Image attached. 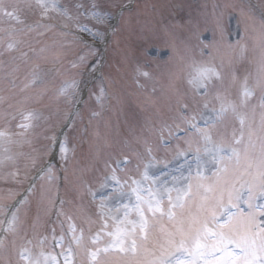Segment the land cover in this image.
<instances>
[{
  "label": "snow or ice",
  "instance_id": "6c2138e0",
  "mask_svg": "<svg viewBox=\"0 0 264 264\" xmlns=\"http://www.w3.org/2000/svg\"><path fill=\"white\" fill-rule=\"evenodd\" d=\"M72 7L75 15L60 0H0V93H6L0 94V181L30 183L18 200L12 190L0 195V264H264V20L255 76L241 77L231 60L226 70L212 54L216 42L197 35V45L180 57L182 75L172 76L175 115L153 127L160 143L137 138L142 151L127 144V151L111 144L106 153L97 150L102 167L92 181H80L91 207H70L51 186L60 172L68 179L75 148L55 133L34 147L50 117L32 105L47 95L57 71L43 66L50 47L37 45L58 23L64 35L70 21L95 39L116 30L95 0L90 10L81 12L83 3ZM81 16L103 31L81 23ZM216 24L222 40L220 17ZM243 39L228 45L240 59L248 48ZM81 66H89L87 57L72 64ZM135 73L152 78L139 65ZM82 93L75 77L56 90L67 106L60 114L65 123L79 114L73 109L84 102ZM105 96L100 88L101 107ZM36 180L49 185H41V210L49 221L55 216L50 225L41 224L40 212L29 224L20 207Z\"/></svg>",
  "mask_w": 264,
  "mask_h": 264
},
{
  "label": "rangeland",
  "instance_id": "374dc122",
  "mask_svg": "<svg viewBox=\"0 0 264 264\" xmlns=\"http://www.w3.org/2000/svg\"><path fill=\"white\" fill-rule=\"evenodd\" d=\"M155 1L159 0L151 2ZM12 2L13 0H5L6 4H10ZM60 2L62 5L69 7L73 15H75V8L72 7L74 4L83 3L85 7L80 10L83 12L85 10H90L89 6L91 0H60ZM95 2L99 5L98 10L110 13L113 17L117 13L116 9L125 3L127 4L128 2H131V0H95ZM168 2L171 3L170 0H160L159 3H162L166 7V3ZM210 5L211 8H213L211 11L209 10ZM173 6L182 12L178 18V24L180 23L179 25L182 26V28H184L183 30L189 35L188 38L190 42H193V46L190 47L194 48L197 45V35L200 36L201 40L204 42L207 40L206 43L215 41L216 44L212 49V54L216 58L217 62L223 60L226 68L227 62L231 60V68L236 70L241 77L248 74L255 76L257 62L261 52L259 37L261 21L264 20V0H175ZM242 6L245 8H241ZM149 7L143 6L142 8L145 10ZM227 12H230L229 15L232 16L226 17ZM231 12L234 13L231 14ZM233 15H236V17ZM134 17H136L134 18V21H136L139 15H135ZM217 17H220L223 23L224 32L222 40H217L220 39L216 24ZM80 22L88 24L92 27H99L102 31L104 28V26L97 25L94 20L85 19L83 16L80 17ZM111 22L112 19L110 23ZM67 23L68 28L65 31L69 34H62L58 23L57 29H55L56 31L53 30L54 32L48 33V35L42 39L41 44L37 45L38 47L41 45L50 47V52L48 53L49 60L43 63V66L46 67L47 64V66H49V64H53L52 58L56 57L57 62H55V65L59 64L60 68L57 73V80L54 82L50 81L53 78L52 74L50 76V80L47 85L48 97L44 99L45 102L40 103V101L39 103L32 105L33 107L39 108L46 116L50 117L49 121H47L42 128L37 130V138L34 144V147L36 148H40L42 144L47 143V141L43 138L45 134L52 135L55 133L56 136H58L59 132L65 125V119L60 114L67 111V106L64 100L62 98H58L56 95V90L61 86L62 82L75 77L80 81L81 88L84 89L89 82L92 80L98 81V78L100 77H96V72L98 71V66L102 58V56L100 57L99 47L105 41L108 30L104 32L102 39H95L90 34L77 31L73 22L69 21ZM178 27L179 26L175 24H168V26L163 27V32L161 33H159V31L156 32L151 28L145 31L141 28L132 29V32H134V34L132 33V36L135 35V37L138 38H132V41L138 40V42H135L136 46H140L142 48V45L147 46L152 42V44L157 45L167 43L165 45L168 47L163 46L164 49L160 51L151 50V54L157 56L158 58L153 61L154 63L152 65H154V67H152V69L144 66L146 70L151 73L152 78H143V87L141 84L142 77L137 78L135 73L136 67L138 65L142 67V63L140 64L139 61L134 59L136 57H140L141 53L130 52L126 55L125 59L130 62L122 64V69L120 66V73L118 76L121 86H113L115 92V104L112 107L113 110L110 112L112 113V116H114V119L112 120L113 124L109 123L106 126H102V122H100L99 118H95V116L91 119L90 117L92 115L85 118L82 112L75 116V123L71 126V128H69L67 132L68 134L66 135L69 148H75V157L71 161L70 169L67 173L70 179V194L68 195L73 197L75 193L76 195L78 194L77 198L73 200L74 202L70 205V207L81 204L85 208L91 207V204L88 203L91 200V197L88 196L87 198H84L86 188L81 186L80 181L83 179V174H86L88 176L87 179L92 181L95 173L97 172L94 169L102 167V164L98 162L99 157L96 159L98 156L97 150H99L100 153H106L111 150L106 145H112L114 142L121 139L123 135L119 130H117V128L120 126L121 131L125 132L126 124L124 121H126L128 117V129L133 143L137 141V138L152 140V138L157 135L155 131H153L154 124L152 122L157 121L160 125L165 121L171 122L172 117L175 115V111L174 97L170 84L172 83L173 75H182L179 71L181 53L178 54L176 52L178 58L174 53L170 57L172 59L167 60L169 58L167 57L169 53L166 49H172V47L173 50L175 49L176 45L173 44L172 46V43L170 42L172 41L174 43H178L182 48L181 50L180 47H176V51H182V53L184 52L186 48V45H183L184 43L182 42L184 38L180 37L177 42L175 41L176 37L173 39V36H176V33L178 34ZM241 27L246 28L249 33V38L246 39L248 43L247 51H249V53L243 59L238 58L236 51L228 47L229 43L234 44L237 40H239L238 38L241 37ZM158 33L159 35L165 34L169 36L168 40L161 42L160 39L157 38ZM258 42L259 46L257 48H252L254 45L257 46ZM233 52L235 55L231 54ZM65 55H68V57L72 55V57L66 58ZM81 56L87 57V64L89 66L87 68H84L83 66L79 69L73 68L72 64L74 62H78V58ZM205 56L207 57V52L205 53ZM64 57L65 59L63 60ZM97 61H99V63H97ZM78 72L81 74H78ZM0 76H2V72H0ZM132 78H136L139 81L138 85L141 86L137 87L132 83L135 88L134 89L131 84L132 81L130 82L129 80ZM176 84L180 85V81L176 80ZM3 85L4 84L0 82V89L3 88ZM101 88L105 89L106 94L110 93V91L105 87ZM91 89L92 88H90V90ZM99 89L98 91L96 90L97 92L95 93V96L98 94ZM47 104L48 107L45 108ZM92 105L94 106V110L96 112H99L101 109L104 110L106 106V98L104 100L103 107L97 103ZM121 117L125 119H123V121L119 120ZM85 123L88 125L84 127ZM112 125L116 127V131ZM87 126L90 129L89 135L85 132ZM132 127H134L135 132H131V130H133ZM140 130H142V134L139 133L141 132ZM64 139L65 137H63V141ZM84 142L86 144H84ZM133 143L131 141L125 142L122 140L120 145L125 151H127V148L124 147L125 144L134 148ZM23 151L27 152L29 149L25 147ZM23 164L24 161L22 160L20 162L21 169H23ZM30 175L34 176L35 173L33 172ZM76 179L77 187L75 186ZM28 183L29 181H24L22 185L18 186L11 182L4 183L0 181V190L3 192L1 195L5 194L8 190L18 192L24 186L26 187ZM41 185H43L45 189L49 187V185L45 184V182H42L40 186L34 190L32 196L33 201H35L33 207H38L37 211L40 212L41 219L43 220L44 215L41 210ZM53 187L54 185L51 186V190L53 194H55V188ZM15 198L16 196L13 199ZM87 199L89 200L87 201ZM33 201L32 199L27 200V203L21 206L22 213H27L28 220L29 212L33 208ZM6 202L11 203L12 201L9 200ZM41 224H43V221Z\"/></svg>",
  "mask_w": 264,
  "mask_h": 264
}]
</instances>
